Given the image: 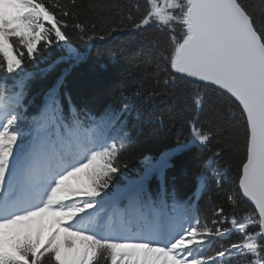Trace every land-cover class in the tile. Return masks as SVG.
I'll list each match as a JSON object with an SVG mask.
<instances>
[{
	"label": "snow or ice",
	"instance_id": "1",
	"mask_svg": "<svg viewBox=\"0 0 264 264\" xmlns=\"http://www.w3.org/2000/svg\"><path fill=\"white\" fill-rule=\"evenodd\" d=\"M77 7L76 0H0V73L7 74L0 77V264H264V0H144L138 19V0L89 5L119 9L121 17L127 10L130 24L122 20L111 32L138 36L152 49L138 66L155 65L154 86L146 96H124L118 109L93 112L62 91L65 68L29 111L36 74L26 61L59 49L41 69L47 77L86 60L69 21L81 42L106 38L75 19ZM106 56L115 62L125 53ZM158 96L194 109L189 136L130 178L121 159L132 142L129 118L137 100ZM240 130L243 158L226 200L232 211L217 205L211 226L201 225L197 201L210 181L222 183L218 164ZM218 136L224 143L213 147ZM194 148L210 155L187 199L163 182L152 187L153 177L162 179L173 159Z\"/></svg>",
	"mask_w": 264,
	"mask_h": 264
},
{
	"label": "trees",
	"instance_id": "2",
	"mask_svg": "<svg viewBox=\"0 0 264 264\" xmlns=\"http://www.w3.org/2000/svg\"><path fill=\"white\" fill-rule=\"evenodd\" d=\"M60 4H66L69 0H53ZM135 0H76L75 19L84 24L89 32L95 25V33L106 34L104 40L96 39L90 44L79 40V32L71 27L69 21L68 35L75 48L87 56V59L77 65L61 64L56 73L43 76L41 69L60 54L59 49L53 47L51 53L45 55L39 62H25V70L35 73V78L28 88L29 111H33L42 101L47 89L52 85L57 75L65 68L68 72L65 76V84L62 91L71 95L77 106L87 105L93 112L102 111L105 108H120L124 96H134L139 90L142 96L154 86L153 75L155 65L142 69L141 64L149 56H154L152 49L138 36L133 38L126 32H111L112 27L130 24L127 20V10L123 17L119 9L101 11L92 9L89 5L117 3L128 5ZM141 7L139 11L132 9L134 19H138L144 10V0H138ZM110 33V34H109ZM122 49L125 56L118 61L110 62L106 56L109 49ZM0 73V77L6 76ZM135 98V97H134ZM172 98L165 96L154 97L151 103L145 104L143 99L136 101V107L129 118L128 128L131 133L132 142L126 151L122 153L121 159L128 167L122 172L128 177H135L144 171L147 161L155 162L161 156L174 148L177 144L184 142L189 136L190 119L196 115L192 107H185L183 103L173 106ZM153 112L149 117V112ZM139 115V119H137ZM202 123H208L205 116H200ZM163 125V130L161 126ZM239 141L234 150L227 152L219 162L218 167L222 173V183L217 186L215 181H210L206 191L200 194L197 201V215L201 225L208 224L214 218L213 213L217 205H222L225 213L232 211L226 203L227 196L234 194L238 179L240 161L243 158L241 151L243 145V131L237 133ZM224 143V137L218 136L213 141V147ZM210 153L205 150L200 152L192 149L173 159L171 166L165 169L163 177H153L151 185L155 188L158 182L167 185L169 191H175L181 199H187L193 190L194 176L206 161ZM216 166V165H214ZM232 237L231 240H235ZM230 240L219 241L212 245L211 251H216L221 244H227ZM103 264V261L101 262ZM234 264H246L244 260H236Z\"/></svg>",
	"mask_w": 264,
	"mask_h": 264
}]
</instances>
